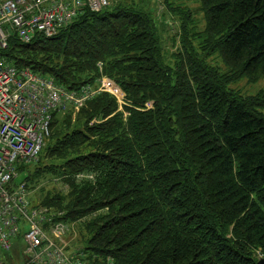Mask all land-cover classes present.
I'll return each mask as SVG.
<instances>
[{"label":"trees","instance_id":"trees-1","mask_svg":"<svg viewBox=\"0 0 264 264\" xmlns=\"http://www.w3.org/2000/svg\"><path fill=\"white\" fill-rule=\"evenodd\" d=\"M200 2L203 31L189 8L167 2L181 17L169 58L141 5L86 10L52 38L8 41L4 54L19 67L68 89L106 76L125 94L122 111L108 93L80 109L87 129L54 154L69 155L61 174L93 178L69 177L68 196L42 202L70 223L98 212L82 224L91 261L256 264L264 254V91L229 87L264 79V0ZM213 55L230 74L207 61ZM67 117L54 116L51 135Z\"/></svg>","mask_w":264,"mask_h":264},{"label":"built area","instance_id":"built-area-1","mask_svg":"<svg viewBox=\"0 0 264 264\" xmlns=\"http://www.w3.org/2000/svg\"><path fill=\"white\" fill-rule=\"evenodd\" d=\"M112 0H5L0 3V51L14 34L28 42L36 34L51 37L78 8L100 10ZM5 25L12 29H4ZM72 94L30 70H18L0 54V264L13 242L25 233L24 264H73L60 239L66 226L48 224L44 208L31 207L17 167L34 162L50 134L55 111L71 107ZM74 96V94H73ZM77 106L81 101L75 100Z\"/></svg>","mask_w":264,"mask_h":264},{"label":"rangeland","instance_id":"rangeland-1","mask_svg":"<svg viewBox=\"0 0 264 264\" xmlns=\"http://www.w3.org/2000/svg\"><path fill=\"white\" fill-rule=\"evenodd\" d=\"M167 2H169L171 6L181 7L183 9L189 8L191 20L196 25L197 31L204 30L205 21L204 15L200 11V0H116L114 5L109 10H112L116 7L132 8V5H141V7H143V9L148 12L150 16H156L157 20L155 22L159 32L158 35L161 39V47L165 53V56L169 58L174 53L176 48H178L175 32L178 31L179 25H181V17L180 15H177L176 13L169 10ZM173 24L175 25L174 29H172ZM207 61L221 72L228 74L231 73L230 69L225 65L221 57L213 55L210 56ZM49 64L53 66H61V64H56L53 62H49ZM229 87L243 96L255 95L261 91H264V79H258L257 82L251 83L246 78H240L234 83L230 84ZM260 111L264 114V109H260ZM82 112L83 110H79L74 112L72 116L69 115V117L64 119L65 122H67L69 119V123L71 125H67L64 128L57 126L54 129L53 134L44 148L39 164L28 169L25 178L30 184L34 203H42L46 197H53L55 195L68 196L70 192V186L66 179L70 177L76 182H80L82 180L78 178V175L81 173L75 174L73 176L61 174L63 172L62 166L63 164L65 165L69 155L58 158L57 154H54L55 148L66 145L67 141L72 139V134L76 129L81 131L87 129L84 124V116H82ZM98 119L101 120V118ZM90 144H98L97 137H93ZM16 180H22V176ZM51 207L54 210L60 211L53 206ZM95 212H93L87 218H84L82 221L75 223L77 233L76 243L70 246L68 250L73 251V249L79 248L80 250L84 251L86 249V239L88 236L90 237V234L83 229L82 224H84L85 221H91L93 217L98 214V212ZM24 249L25 244L22 238L17 239L12 246L11 251L13 257H16L17 262L19 263H21V253Z\"/></svg>","mask_w":264,"mask_h":264},{"label":"water","instance_id":"water-1","mask_svg":"<svg viewBox=\"0 0 264 264\" xmlns=\"http://www.w3.org/2000/svg\"><path fill=\"white\" fill-rule=\"evenodd\" d=\"M256 264H264V256L261 257Z\"/></svg>","mask_w":264,"mask_h":264}]
</instances>
